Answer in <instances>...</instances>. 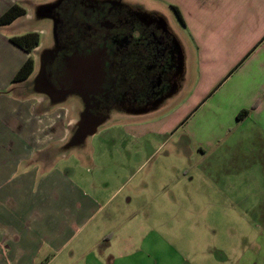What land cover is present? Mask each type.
<instances>
[{
  "label": "crops",
  "instance_id": "1",
  "mask_svg": "<svg viewBox=\"0 0 264 264\" xmlns=\"http://www.w3.org/2000/svg\"><path fill=\"white\" fill-rule=\"evenodd\" d=\"M28 1L0 0V14L16 4L30 20ZM155 1L181 29L164 36L153 29L148 51L167 57L171 50L185 59L189 89L185 101L159 121L168 130L180 116L177 127L189 144L182 151L192 157L196 187L189 177L180 193L145 188L159 209L148 210L149 233L139 237L128 261L123 229L102 231L97 240L93 227L107 216V200L88 193L59 165L61 150L72 149L63 146L69 129L81 121L67 107L71 103H54L51 90L29 88L30 74L10 82L27 57L33 70L39 48L26 53L8 41L11 36L0 35V74L6 75L0 77V264H264V0ZM141 34L132 33L133 39ZM71 51L83 56L89 50ZM155 123L122 132L134 138L163 132ZM173 204L176 209H168ZM174 211L181 243L179 251L170 246L166 252L161 235L177 229ZM111 214L106 218L124 219L126 213Z\"/></svg>",
  "mask_w": 264,
  "mask_h": 264
},
{
  "label": "rangeland",
  "instance_id": "2",
  "mask_svg": "<svg viewBox=\"0 0 264 264\" xmlns=\"http://www.w3.org/2000/svg\"><path fill=\"white\" fill-rule=\"evenodd\" d=\"M28 3L32 5L33 18L29 20L20 15L11 24L0 25V35L14 36L31 28L37 30L39 49L33 53L34 60L37 58L26 85L51 90L54 103H71L67 107L81 123L69 129L63 146L70 144L72 149L61 150L60 170L80 181L88 193L91 191L98 199L104 197L107 216H113L111 212L116 216L126 213L124 219L100 217L93 228L95 237L102 231L123 229L128 235L124 241L125 261H128L133 257L134 247L139 248V237L149 233L148 210L152 205L159 209L157 203H152L154 196L146 195L145 188L149 186L153 193L175 194L180 193L189 177L193 188L197 184L192 157L188 158L182 151L189 144L181 136L182 128L177 127L180 116L168 130H163L166 127L159 121L175 110L189 93L184 83L188 75L184 74L186 60L175 57L171 50H167V57L156 53L151 59L145 56L146 48L150 47L147 35L153 34V29L157 28V33L164 36L181 28L176 26L169 10L159 7L155 0H30ZM136 32L142 34L133 39L129 34ZM152 44L157 46L156 42ZM98 45H107L102 57L106 63L103 86L97 79L99 71L93 73L95 66L90 68L91 72L87 69L85 74V70L83 74L78 73L67 84L63 78L58 83L47 76L56 72L50 63L58 61L61 54H68L74 48L94 50ZM142 61L147 65V72L140 66ZM91 65L88 60L86 66ZM151 70L156 78L154 73L149 75ZM61 71L59 68L57 73ZM53 98L49 99L52 103ZM85 115L93 117L88 124L83 122ZM149 121H156L155 125L163 132H148L137 138L122 132L124 126ZM138 207L137 215H129ZM168 209H176L175 204ZM176 212L172 220L177 229L161 235L162 249L166 252L170 246L179 251L181 222ZM145 254V251L139 252L141 261ZM172 264L180 263L172 261Z\"/></svg>",
  "mask_w": 264,
  "mask_h": 264
},
{
  "label": "flooded vegetation",
  "instance_id": "3",
  "mask_svg": "<svg viewBox=\"0 0 264 264\" xmlns=\"http://www.w3.org/2000/svg\"><path fill=\"white\" fill-rule=\"evenodd\" d=\"M129 35L133 38L132 33H130ZM98 43H100V41ZM141 43L144 44L145 42H141ZM146 49L148 50V48H146ZM88 50L89 51L87 52V54H85L83 56H81L79 53H76V51L75 52L71 51V53L69 55L61 54L60 57L58 58V61H56L55 63H54V61L50 63L51 68L55 69L56 72L51 74V75L47 74V76L53 77L54 81H56V82L58 80H60L61 78H63V82H65L67 84V83H70L72 80H74L77 77L78 73L83 74V70H85L84 71V74H85L88 72L87 69L91 72L90 68L92 66H95V68L93 69V73H95V71H99V75H98L97 79H98L99 83L102 84V86H103V83L105 82V79H106V73L104 71L106 63L102 57L107 52V45H101V46L98 45V46L94 47V50H92V49H88ZM154 53L155 52H149L148 51L147 54H145V56L151 59L152 54H154ZM74 55H77V57L75 58ZM157 56L165 57L164 52L163 53L161 52ZM66 58L67 59L69 58V61L67 60V62H66V60H65ZM55 59H57V58H55ZM98 59L100 60V64H98ZM88 60L89 61L91 60V63L93 65L86 66V63ZM94 60L96 61V64L94 63ZM80 66H83V67H80ZM140 66L142 68L144 67L145 71L147 72V65L145 64V62L142 61ZM59 68H61L62 71L60 73H57ZM62 73H63V75H62ZM151 73L153 74L154 72H152V70H151L149 75H151ZM149 75L147 78H149ZM154 75H155V73L153 74V76ZM154 77L156 78L157 76H154ZM42 79H44V76L42 77ZM150 82H152L151 79H150ZM58 83H59V81H58ZM88 83L91 84V83H95V82H87V84ZM42 86H43V84H42ZM48 89H49V87H48ZM103 89L104 88L100 89L99 91L102 92ZM91 91L97 92V90H91ZM92 118L93 117L91 115H85V118L83 119L84 124H88L89 123L88 121L92 120ZM86 120H87V122H86Z\"/></svg>",
  "mask_w": 264,
  "mask_h": 264
},
{
  "label": "trees",
  "instance_id": "4",
  "mask_svg": "<svg viewBox=\"0 0 264 264\" xmlns=\"http://www.w3.org/2000/svg\"><path fill=\"white\" fill-rule=\"evenodd\" d=\"M177 18L180 19L179 13L175 7H171ZM24 10L16 4H12L8 6L1 14H0V25L8 24L14 18L19 15H22ZM8 41L23 50L26 53H29L34 47L38 45V35L36 32L29 31L25 32L21 35H14L8 38ZM32 59L27 57L19 66V68L15 71L13 76L11 77L10 82H15L19 80L25 79L30 72L32 71ZM246 111L242 110L236 114V119H239L241 115L245 114Z\"/></svg>",
  "mask_w": 264,
  "mask_h": 264
},
{
  "label": "water",
  "instance_id": "5",
  "mask_svg": "<svg viewBox=\"0 0 264 264\" xmlns=\"http://www.w3.org/2000/svg\"><path fill=\"white\" fill-rule=\"evenodd\" d=\"M90 126H92V125H90ZM81 131H86V130H84V129H81Z\"/></svg>",
  "mask_w": 264,
  "mask_h": 264
}]
</instances>
